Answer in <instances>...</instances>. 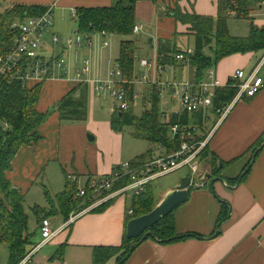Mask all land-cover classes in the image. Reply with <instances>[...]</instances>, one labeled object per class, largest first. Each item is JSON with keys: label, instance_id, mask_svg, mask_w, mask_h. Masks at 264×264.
I'll return each mask as SVG.
<instances>
[{"label": "crops", "instance_id": "crops-1", "mask_svg": "<svg viewBox=\"0 0 264 264\" xmlns=\"http://www.w3.org/2000/svg\"><path fill=\"white\" fill-rule=\"evenodd\" d=\"M115 2L116 0H0L3 9L19 5L37 6L45 11L50 9L53 13L52 27L44 38L45 46L40 56L46 60L53 56H64L70 72L64 76L61 71L56 70L51 78L43 82L31 80L25 83L28 88H34L39 84L42 86L37 111L46 113L68 93L87 86L88 117L85 121L65 123L60 120L58 113L53 111L48 120L38 127L40 136L38 143L23 146L13 158L11 170L7 172L6 177L24 198L31 195L40 180L43 183L41 185L45 197L46 192L49 197L51 192L56 196L66 188L68 183L66 176L69 174L78 177V185L85 186L89 180L109 174L118 169L120 164L143 156L141 152L135 150L131 156H125L124 135L111 129L112 108L106 110L104 105L99 103L109 92L96 90V85L92 83H95L96 78L106 82L111 73L118 68L117 60L123 39L111 33L102 37L99 32H95L91 35L94 43L92 48L81 46L71 50L61 49L66 38L77 34L89 35L79 32L78 16L73 17V11L77 13L79 9L109 8ZM245 5V17L249 19V13L253 12L254 8L247 0ZM256 6L258 12L264 11L258 2ZM176 7H180L183 12L215 18L219 12V0H157L156 4L139 2L136 5L135 19L136 25H142L143 30L138 34L133 33L136 46L134 68L135 66L139 68V77L146 73L151 76L154 74L149 68L142 67L140 62L146 60L158 65L157 51L160 42L172 41L173 48L179 51V54L185 53L188 49L193 51L195 38L189 25H182L167 14L170 9ZM261 16L263 17L264 13ZM249 23L258 29L264 27V20L261 19H251ZM53 34L62 41L58 47L51 41ZM190 40H193L192 45L190 43L186 45ZM105 41L109 46L103 48L102 43ZM183 42L185 47L182 45ZM65 52H69L68 56L64 55ZM205 53L211 55L210 51L206 50ZM90 57L94 60L93 77L83 76L82 72L78 78L75 70H80L76 66L77 58L79 60L83 58L84 62L90 61ZM168 67L170 68L167 71L158 74L159 82L197 84L196 70L189 63L182 65L176 62ZM258 67H260L258 77L264 79L263 50L233 54L220 60L215 68L205 71L201 82L208 80V71H211L215 79L224 86L229 83L235 72L243 71L248 76ZM160 97L162 106L174 100L168 94L162 93ZM148 104L150 103L146 102L144 107L149 108ZM161 112L166 121L173 113L183 114L181 111H173L170 115ZM216 121L217 118L210 115L209 121L204 123L205 129L202 134H208ZM263 134L264 87L257 96L237 102L232 112L218 124L210 138L207 148L209 160L207 162L204 160L200 168L202 172L210 173L209 162L214 156L218 159L217 167L219 162L222 163L219 178H223L224 181L204 180L205 187L191 189L187 202L176 208L173 213L175 232L178 235L194 233L201 237H191L185 241L162 245L147 238L136 247L125 264H264V146L257 158L252 159L253 154L247 153ZM88 135L93 137V140H89ZM152 147L149 150L151 159L161 153L159 147L156 145ZM248 168L249 172L244 175L245 177L242 176ZM183 177L185 176L181 178ZM242 177L244 178L241 180ZM181 178L168 184L159 196L156 197L154 194V201L159 204L161 198L173 190ZM133 198L131 195L117 197L109 206L100 211L86 213L69 228L58 233L51 241L57 252L49 258L46 257L44 264H93L95 248L120 246L125 235L126 217L133 206ZM222 202L226 204L227 217L220 226H217L224 205ZM45 219L52 222L54 232L60 230L66 222L58 213ZM7 253L9 254L6 246L0 243V255L4 256ZM4 260L2 257L0 264ZM104 264L117 263L116 259L112 258Z\"/></svg>", "mask_w": 264, "mask_h": 264}, {"label": "trees", "instance_id": "trees-1", "mask_svg": "<svg viewBox=\"0 0 264 264\" xmlns=\"http://www.w3.org/2000/svg\"><path fill=\"white\" fill-rule=\"evenodd\" d=\"M156 4L157 0H116L115 4L109 8L79 9L77 20L79 32L93 35L95 32L105 31L123 39L120 43V56L117 60L118 68L122 76L128 81L133 80L135 63V41L133 40V29L136 26V5L141 2ZM236 5V6H235ZM245 0H219V12L217 17L197 15L195 13L183 12L180 7L170 9V14L176 22L189 25V29L195 38L193 54L188 57L189 65L196 70V82L200 84L205 71L216 67V64L233 54H245L248 52L264 51V27L257 28L250 25V32L245 38L234 37L228 34L226 17L229 11H237L238 17L246 15ZM37 6H11L0 7V58L12 48L13 39L19 36L18 28L12 27L27 18L39 17L46 13ZM210 51L207 55L205 51ZM159 64H174L175 57L180 53L173 48L172 41L160 42L158 48ZM42 86L36 85L28 88L25 83L10 75L0 74V243L4 244L9 252L7 264H18L34 246L30 234L27 232L28 221L24 211V196L12 187L11 182L6 177L11 170L13 158L23 146H30L38 143L40 136L38 127L48 120L51 113L57 112L60 120L65 123H81L88 117L87 86L74 90L61 99L50 111L41 113L36 110L40 98ZM127 94V98L132 102L134 85L126 84L121 86ZM150 106L144 110L142 118H136L132 113V107L127 112H114L111 117V129L122 132L124 128H132V136L140 141H147L152 145L162 144L167 153L174 152L179 147L178 137H171L170 129L173 124L180 125L193 124L199 126L201 132L204 131V123L209 121V117L204 119V113L200 112L190 116L188 113H173L166 121L160 111L161 97L158 87L152 86L150 90ZM234 87L219 89L215 93L214 106L223 107L228 105L235 97ZM217 118L218 114H214ZM3 124L8 125V130L3 131ZM264 134L261 139L254 144L249 151L252 159L257 158L256 151L263 146ZM150 151L146 156H141L132 165L144 164L151 159ZM202 162L209 160V152L206 148L202 153ZM147 157V159L145 158ZM211 182L221 177L220 169L217 167L218 159L211 157ZM245 177V176H244ZM242 177L241 180L244 178ZM239 180V179H238ZM237 180V181H238ZM126 183L125 181L122 184ZM121 184V183H120ZM121 184V185H122ZM76 185L67 183L64 191L55 196L54 199L48 197L49 210L38 218L40 224L42 220L54 214H60L67 221L69 215L79 210L80 201L76 198ZM145 192L133 198L132 214L127 216L126 225L132 218L140 217L151 212L157 204L154 202V191L150 185L146 186ZM191 190V189H190ZM221 216L217 222H221L227 217L226 204L222 202ZM109 206V205H107ZM105 208V206L101 207ZM174 213V212H173ZM173 213L162 219L160 223L149 229L154 233V241L159 244H169L176 241H185L191 237L200 238L198 234L178 235L175 232ZM126 229V228H125ZM175 238L172 242L167 240ZM141 238L128 240L126 233L123 241L117 248L102 247L95 248L93 253V264H104L108 260L115 258L117 264H125L132 253L141 244ZM134 246V247H133ZM133 247V249H132Z\"/></svg>", "mask_w": 264, "mask_h": 264}, {"label": "built area", "instance_id": "built-area-1", "mask_svg": "<svg viewBox=\"0 0 264 264\" xmlns=\"http://www.w3.org/2000/svg\"><path fill=\"white\" fill-rule=\"evenodd\" d=\"M258 4L264 10V0H259ZM236 6V5H235ZM229 14L237 16V11H230ZM76 11H73V17H76ZM53 23V13L49 9L47 12L34 19L14 24L12 27L18 28L20 34L13 39L12 48L5 56L0 58V74L10 75L23 83L29 81L43 82L51 78L56 70L68 75L70 70L67 68L68 63L64 56H53L46 60L40 56V52L45 46L44 38L49 33ZM143 30L142 25H136L133 29L134 34L140 33ZM102 37H106L105 31L99 32ZM51 41L55 47L60 46L62 41L55 34L51 36ZM91 35L77 34L65 39L63 50H71L86 46L93 47ZM109 44L107 41L102 43V47L106 48ZM193 54L192 50H186L185 53L178 54L174 62L185 65L188 62V57ZM140 65L149 68L154 73L152 76L149 73L142 74L138 80L128 81L122 76L120 69L113 71L110 78L106 82L96 81V90H107L111 98L119 101V106H113L111 112H127L131 108V104L136 106L138 96L133 93L132 102L126 97L127 94L121 90V86L128 84L135 85L145 83L151 86H157L160 95L168 94L172 99H179L183 108V113H188L190 116L200 112L204 113L203 118L206 119L210 114H218L215 126L206 135L202 134L199 126L188 124L180 125L173 124L170 129L171 137H178L180 144L174 152L167 153L162 144L156 145L161 150L158 156H154L151 160L144 164L132 165L131 163L120 164L118 169L113 172L101 175L98 178L91 179L85 186L78 185V177L72 174L66 176V180L75 184L77 193L76 198L80 201V209L73 211L64 226L54 232L51 228V223L48 219H43L40 227V236L42 240L39 244H35L30 248L27 255L18 264H39L34 262V256L43 246L53 241L57 234L69 228L77 219L93 211L99 210L103 206L110 205L117 197H126L132 195L137 197L145 192L146 186L159 178L174 174V172L186 169L190 171L191 189L204 188L203 177L206 172L201 171L202 153L208 148L210 138L212 137L218 124L225 120L232 112L234 105L244 98H253L260 93L264 87V79L258 77V67L250 75H245L243 71L235 72L229 83L222 85L219 80L215 79L211 71H208V80L200 84L186 82L180 84L176 82L162 83L157 80L158 74L164 73L170 67L169 65L152 64L146 60H142ZM90 61L83 62V70L88 71ZM76 70V76L81 77L83 70ZM135 81V82H134ZM236 89L235 97L232 101L223 107L214 106L215 93L219 89L231 88ZM160 97V96H159ZM150 106V104H148ZM165 118V117H164ZM205 126V124H204ZM3 131L8 130V125L3 124ZM126 182L122 184V182ZM122 185H121V184ZM132 209L128 212L131 216Z\"/></svg>", "mask_w": 264, "mask_h": 264}, {"label": "rangeland", "instance_id": "rangeland-1", "mask_svg": "<svg viewBox=\"0 0 264 264\" xmlns=\"http://www.w3.org/2000/svg\"><path fill=\"white\" fill-rule=\"evenodd\" d=\"M249 4H251V7H253V12L249 13V16L247 19V17H243V18H238V17H234L231 14H229L226 17L227 20V28H228V34L235 36V37H242L244 38L245 36L249 35L250 32V21L251 19H256V20H264V16L262 17L261 14L264 13V11L258 12L257 11V6L256 3L259 2V0H247ZM3 6L0 4V7ZM259 15V16H258ZM26 21V19H25ZM188 40V38L186 39ZM192 41H187L186 45L188 43H190V45H192ZM184 47L185 42H183L182 44ZM83 53V51H81ZM69 52H65L64 55L68 56ZM74 56V55H73ZM83 58H81L80 60L77 58L76 60V66L78 68H80V70H83ZM93 58L90 57V66H89V70L88 71H84L83 70V76L85 75H89L90 78H92V74L95 71L94 69V64H93ZM78 62V63H77ZM137 66H135L136 68ZM116 68H114L115 70ZM118 69V68H117ZM116 69V70H117ZM138 67L135 69L134 72V80H136V78L139 77L138 75ZM93 81V80H91ZM94 81H102V80H98L97 78L94 79ZM103 82V81H102ZM135 82V81H134ZM136 84L134 85V94H136L139 98L138 103L136 104V106L132 107V113L136 118H142L143 114H144V110H147L148 108L144 107V104L146 102L150 101V90H151V85L149 84H145V83H138L137 81L135 82ZM107 94V93H106ZM106 98H101V101H99V103L101 102V104L104 105V108L106 110H110L113 106H119V101L111 98L110 93H108L106 95ZM168 99V98H167ZM146 101V102H145ZM183 108L180 104V100L179 99H174L169 102V104H166L164 106L160 105V111L165 112L167 115L172 114L173 111H182ZM104 113V112H103ZM212 115V114H210ZM0 126H2V123L0 122ZM132 128H124L122 131V134L124 135V140H125V156L129 157L132 154V151H138L141 152L143 154V156L147 155V151H149L150 149H152L153 145L145 140L140 141L137 140L136 138H134L132 136ZM129 149H131V151H129ZM147 159V157H145ZM135 160V158H133V160L129 161L127 164H129L130 162H133ZM190 171L186 170V169H182L179 171L174 172V174H170L164 177L159 178V180L154 181L150 184V187H152L154 194H156L155 196H159L161 191L166 188V186L172 182H174L175 179L181 178L182 176H189ZM43 184L40 180L39 185L36 187V189H34V191L31 193L30 196H26L24 199V211H25V215L27 217V221H28V226H27V232L28 234H30L31 236V240L32 242L35 244H39L42 240V236H40V220H38V218H40L44 212L47 211V209L50 207L48 206V197L44 195V189H42V185ZM47 188V187H46ZM48 190H50L49 188H47ZM45 189V190H47ZM46 192V191H45ZM50 193V192H49ZM131 195V193H130ZM132 196V195H131ZM50 197L52 199H54L55 195L51 192ZM130 197V196H129ZM128 197V198H129ZM129 202V199H128ZM155 202V201H154ZM156 203V202H155ZM157 204V203H156ZM158 205V204H157ZM50 221V220H49ZM51 228H53V224L51 222ZM55 252H57L56 247H54V245L50 242L49 244L45 245L42 247V249L40 251H38V253L35 254L34 256V262H40L41 264H44V262L46 261V257H50L52 256ZM7 255V256H6ZM4 254V256L0 255V262L2 260V257H4V262L2 261V264H7V260H8V256L9 254Z\"/></svg>", "mask_w": 264, "mask_h": 264}, {"label": "water", "instance_id": "water-1", "mask_svg": "<svg viewBox=\"0 0 264 264\" xmlns=\"http://www.w3.org/2000/svg\"><path fill=\"white\" fill-rule=\"evenodd\" d=\"M89 140H93V137L88 135ZM264 146V143H263ZM263 146L261 148H263ZM258 149L256 153L260 150ZM222 163H218V169H221ZM246 170L242 176L249 172ZM212 175L210 173L204 174V180H211ZM190 176H185L180 179L179 183L175 185V188L168 193H166L160 200V203L146 215L132 218L126 225L125 233L128 240L141 238V243L146 241L147 238H154V233L149 229L153 228L155 225L161 222L162 219L166 218L168 215L172 214L176 208L180 207L187 202L189 191L191 189ZM218 182H223V178H219ZM217 232L216 235H218ZM175 238L167 240V242L174 241ZM134 247V246H133ZM132 247V249H133Z\"/></svg>", "mask_w": 264, "mask_h": 264}]
</instances>
